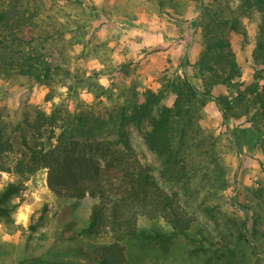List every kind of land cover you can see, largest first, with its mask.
<instances>
[{
	"label": "trees",
	"instance_id": "obj_1",
	"mask_svg": "<svg viewBox=\"0 0 264 264\" xmlns=\"http://www.w3.org/2000/svg\"><path fill=\"white\" fill-rule=\"evenodd\" d=\"M152 1L162 11L172 10L179 16L185 15L192 4L198 6L194 25L200 28L202 50L194 63H188L192 72L170 66L160 75L158 89L131 88L116 114L102 117L82 112L66 118V123L57 126L59 131L54 125L46 127V120L53 114L48 115L37 104L26 103L18 118L0 103V170L32 174L46 168L48 187L57 196L97 200L81 233H108L113 237L111 243L98 249L95 259L101 264L125 263L121 241L128 236L155 242L167 252L178 235L193 245L196 254L214 248L221 251L217 257L223 258L224 264H241L244 259L235 246L249 244L254 252L257 249L247 219L235 220L230 233L222 234L223 248L219 247L221 240L203 228L197 234L192 232L194 218L180 203L177 192L162 187L152 168L141 161L130 145L128 132L130 126L139 131L158 157L161 175L167 180L192 191L193 178L201 175L197 191L218 187L210 172L215 176L224 149H239L241 141L235 130L228 142L217 135H204L200 120L206 105L215 99L224 117H247L255 124L257 135L264 138V0ZM40 7L45 11L42 1L0 0V78L52 85L55 67L45 42L57 43L61 20L57 14L41 16ZM255 14L259 15V33L252 53L254 71L243 80L232 39L238 34L247 42L245 19ZM121 67L127 75V66ZM219 86H224L227 93L215 95L213 90ZM3 96L0 92V101ZM169 96L174 97L171 104ZM104 134H117L119 144L97 139ZM23 189L24 184L15 181L0 189V217H11L17 207L11 200ZM259 193L264 197L262 189ZM48 211L45 205L30 223L31 231L46 223ZM141 216L163 217L172 231L139 229ZM74 224L75 218L69 214L65 227ZM230 235L238 245H230Z\"/></svg>",
	"mask_w": 264,
	"mask_h": 264
},
{
	"label": "rangeland",
	"instance_id": "obj_2",
	"mask_svg": "<svg viewBox=\"0 0 264 264\" xmlns=\"http://www.w3.org/2000/svg\"><path fill=\"white\" fill-rule=\"evenodd\" d=\"M29 1L43 2L45 11L40 7L41 16L57 14L61 20L57 43L45 42L55 67L54 80L48 86L0 78V92L4 94L0 103H5L18 118L26 103L37 104L48 115L53 114L46 120V127L54 125L57 131V126L67 122L66 118L82 112L102 117L116 114L127 101L131 88L158 89L160 75L170 66L192 72L188 63H194L202 50L200 28L194 25L199 8L194 4L179 16L172 10L162 11L152 0ZM245 24L247 42L234 34L232 44L242 67V79L248 80L254 71L252 53L259 33V15L245 19ZM123 64L129 69L127 75L122 71ZM213 93L227 90L219 86ZM173 100L169 96L167 101L171 104ZM200 125L204 135L220 136L223 142H228L235 130L241 141L239 149H224L215 176L210 172L218 187L208 190L197 191L201 175L193 178L192 191L167 180L161 175L158 157L135 127H129L128 138L160 185L169 192H177L180 203L194 218L192 232L197 234L203 228L221 240L223 233H230V225L234 228L235 220L247 219L256 251L249 244L234 243L232 235L228 241L231 246L238 245L235 247L244 259L241 264H264V197L259 193L262 189L264 194V138L257 135L255 124L247 117H224L215 99L206 105ZM97 139L119 144L117 134H104ZM13 181L22 182L24 189L11 200L17 204L11 217H0V264H101L95 259L98 249L111 243L113 237L108 233H81L97 200L89 196L83 200L57 196L48 187L46 168L32 174L0 170V189ZM45 205L49 206L46 223L33 232L30 223ZM69 214L74 216L75 224L66 228ZM21 215L27 217V227L24 221L17 223ZM137 225L149 232L172 231L163 217L141 216ZM5 235L9 239H4ZM121 243L125 247L124 264H224L223 258L217 257L220 250L213 248L208 253L196 254L183 235L175 238L167 252L155 242L136 236H128Z\"/></svg>",
	"mask_w": 264,
	"mask_h": 264
},
{
	"label": "clouds",
	"instance_id": "obj_3",
	"mask_svg": "<svg viewBox=\"0 0 264 264\" xmlns=\"http://www.w3.org/2000/svg\"><path fill=\"white\" fill-rule=\"evenodd\" d=\"M20 221H24V225L25 227H27V217L26 216L21 215V217L17 220V223H19ZM4 239H9V237L5 235Z\"/></svg>",
	"mask_w": 264,
	"mask_h": 264
}]
</instances>
